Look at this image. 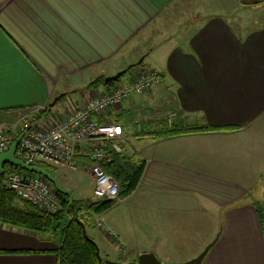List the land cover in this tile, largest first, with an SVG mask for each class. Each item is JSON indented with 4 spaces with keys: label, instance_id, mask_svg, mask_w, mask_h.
I'll list each match as a JSON object with an SVG mask.
<instances>
[{
    "label": "crops",
    "instance_id": "1",
    "mask_svg": "<svg viewBox=\"0 0 264 264\" xmlns=\"http://www.w3.org/2000/svg\"><path fill=\"white\" fill-rule=\"evenodd\" d=\"M186 2L0 0V129L63 93L61 111L82 105L102 87L93 82L140 62L135 71L156 68L161 82L112 117L143 116L146 129L171 115L173 128H219L154 138L123 121V151L144 169L137 188L87 227L103 264L171 251L173 219L182 262L214 241L202 264H264V0H227L194 16ZM32 223L0 221V264H60L59 237Z\"/></svg>",
    "mask_w": 264,
    "mask_h": 264
},
{
    "label": "built area",
    "instance_id": "2",
    "mask_svg": "<svg viewBox=\"0 0 264 264\" xmlns=\"http://www.w3.org/2000/svg\"><path fill=\"white\" fill-rule=\"evenodd\" d=\"M160 82L161 72L158 69L140 68L118 83L102 85L99 90L89 89L85 103L74 105L64 113L48 107L27 110L16 124L0 129V153L9 150L13 141L22 134L15 156L27 165L45 164L73 170L88 161V172L94 183V199L119 203L123 200L119 183L108 173L106 166L123 152V146L128 145L130 139L125 124L112 114L133 94H147ZM174 117L172 115L163 124L161 121H157V125L151 122L146 127L171 125ZM134 126L136 131L145 129L141 122H136ZM3 187L13 192L16 198L49 214L63 209L57 189L43 175L9 172L4 176ZM82 215L85 219L96 217L89 211L82 212ZM97 225L105 228L101 222Z\"/></svg>",
    "mask_w": 264,
    "mask_h": 264
},
{
    "label": "trees",
    "instance_id": "3",
    "mask_svg": "<svg viewBox=\"0 0 264 264\" xmlns=\"http://www.w3.org/2000/svg\"><path fill=\"white\" fill-rule=\"evenodd\" d=\"M141 63L132 64L125 69L128 71ZM98 81L102 85H109L105 83V77L100 78ZM98 81L93 82L92 85ZM117 120L123 122L125 116L120 115ZM215 129L219 128L213 126H197L181 130L176 127L161 126L154 129L147 128L142 131H137L136 135H149L154 138H160L183 131H206ZM123 149H126V147L123 146ZM41 167L49 173L51 168H53L45 164L41 165ZM143 169L144 163L137 161L134 154L129 155L124 151L121 154H117L114 161L106 166L108 173L112 174L118 181L122 197L130 195L137 188ZM18 170L26 171L30 175L35 174L19 166L10 163L5 164L4 171L0 173V221L35 228L38 226L32 222L36 221V223H39L37 219L43 220L39 224L45 228L51 227V231L61 241V247L59 249L60 264H103V262L99 261L97 255L99 250L98 244L88 233H84V226L87 229L92 219H85L82 212L89 211L93 214L102 213L110 209L113 203L105 200L73 199L71 195L62 194L57 190V194L63 204V209L60 212L49 214L32 204L29 209L21 210L14 204L15 194L5 189L2 184L6 173L17 172ZM69 216H71V219H69ZM81 222H83V225Z\"/></svg>",
    "mask_w": 264,
    "mask_h": 264
},
{
    "label": "rangeland",
    "instance_id": "4",
    "mask_svg": "<svg viewBox=\"0 0 264 264\" xmlns=\"http://www.w3.org/2000/svg\"><path fill=\"white\" fill-rule=\"evenodd\" d=\"M225 1H227V0H218L217 2H214V4H213L212 0H194V1L193 0H187L186 5H188L190 7L192 6L191 9H190V14H192L194 16V15L199 14L200 12H204L205 11L204 10V6H211L213 4V7L222 9V5H223V3ZM149 62H150V60L148 58H146L145 64H149ZM135 67L136 66H134L131 69H129L120 78V80H124V79L128 78L130 76V74H132L135 71L134 70ZM98 82H100V81H98ZM118 82H119V80L116 81V82H113V83H118ZM76 92L77 91H75V93ZM69 96L70 95L68 93L67 96H64L63 98H61V100L52 108V111H55V112L60 111L61 113L62 112L64 113V111H66V110L62 109L63 111H61V106L63 104L67 103V101L69 99ZM162 115H164V114L162 113ZM173 117H174V115H173ZM167 120H168V118L166 120H162L161 122L164 123ZM154 121H155V123L157 125V119L154 120ZM124 122L129 124V128L132 131L134 130V125H135L136 122H141L142 125H144L143 116H140V115L137 116L135 114H133V115L132 114H127L126 117H125ZM169 127H172V124L169 125ZM150 129H154V128H150ZM129 144L130 143H128V146H129ZM127 150H129V153H131L130 149L127 148ZM85 162L87 164L89 163L88 161H85ZM87 164H81L76 169H73V170L68 168V167L51 168L50 173L63 186L70 188L72 193L75 196L94 198L93 197L94 183H93L91 175L88 172V165ZM17 173L21 174V175H30L28 172L20 171V170H18ZM3 180H4V178H3ZM3 180H2V184H3ZM260 203H262L261 205L264 208V202L260 200ZM178 225H179L178 222L176 220H174V219L172 220V223L170 222V228H172L173 232H175V234H176L172 238V241L174 239V242H176V243H173L172 246L169 247V249L171 251H169L167 253L161 252L160 254H157L158 258L161 260V262H163L165 264L182 262L185 259V256L187 255L184 252V247L182 246L183 248L182 247L180 248L181 245H180V243H178V240H179V242L181 240L180 236L178 237V231H179V226Z\"/></svg>",
    "mask_w": 264,
    "mask_h": 264
},
{
    "label": "water",
    "instance_id": "5",
    "mask_svg": "<svg viewBox=\"0 0 264 264\" xmlns=\"http://www.w3.org/2000/svg\"><path fill=\"white\" fill-rule=\"evenodd\" d=\"M126 72H127V70L124 69V70L117 72L114 75H109V76L105 77V83L110 84V83H113V82L120 80V78ZM64 96H65V94L63 93V94H60L59 96L55 97L54 100L49 104V109H52L60 101V99ZM21 137H22V134L19 135L16 138V140L13 141L9 150L0 153V173H2L4 171V165L6 163H10V164H13L15 166H19L25 170H28L30 172L40 174V175L47 177L54 184L55 188L59 192H61L62 194H70V192L66 188L62 187L61 184L57 181V179L53 175H51L48 171H46L43 167L27 165L21 159H19L15 156V152H16L17 146H18V141L21 139ZM81 223L83 225V222H81ZM84 233L87 234V229L85 228V226H84ZM213 243H214V241L211 244H209L197 257H195L191 260L185 261V262H178V263H171V264H202L204 257L209 252ZM97 255L99 257V261L103 262V258L101 257L99 250L97 252ZM138 264H165V263L161 262V260L157 257V255L154 252H146V253H142L139 255Z\"/></svg>",
    "mask_w": 264,
    "mask_h": 264
}]
</instances>
